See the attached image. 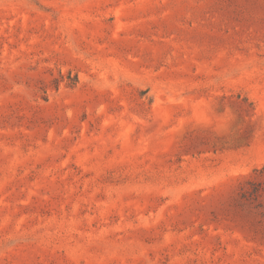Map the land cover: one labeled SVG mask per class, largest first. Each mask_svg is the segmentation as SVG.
Instances as JSON below:
<instances>
[{
    "label": "rangeland",
    "instance_id": "1",
    "mask_svg": "<svg viewBox=\"0 0 264 264\" xmlns=\"http://www.w3.org/2000/svg\"><path fill=\"white\" fill-rule=\"evenodd\" d=\"M0 264H264V0H0Z\"/></svg>",
    "mask_w": 264,
    "mask_h": 264
}]
</instances>
